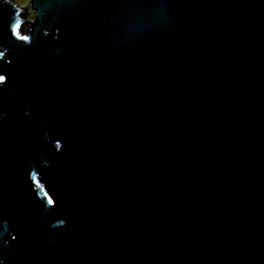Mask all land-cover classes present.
Instances as JSON below:
<instances>
[{"label": "water", "instance_id": "obj_1", "mask_svg": "<svg viewBox=\"0 0 264 264\" xmlns=\"http://www.w3.org/2000/svg\"><path fill=\"white\" fill-rule=\"evenodd\" d=\"M30 1L0 0V262L264 264V0Z\"/></svg>", "mask_w": 264, "mask_h": 264}, {"label": "rangeland", "instance_id": "obj_2", "mask_svg": "<svg viewBox=\"0 0 264 264\" xmlns=\"http://www.w3.org/2000/svg\"><path fill=\"white\" fill-rule=\"evenodd\" d=\"M20 6H26L25 12H23V17L28 21H33L35 16V9L33 8L30 0H15Z\"/></svg>", "mask_w": 264, "mask_h": 264}, {"label": "snow or ice", "instance_id": "obj_3", "mask_svg": "<svg viewBox=\"0 0 264 264\" xmlns=\"http://www.w3.org/2000/svg\"><path fill=\"white\" fill-rule=\"evenodd\" d=\"M18 34V33H17ZM23 39H29L28 37H23ZM0 55H3L2 53H0ZM6 77L5 76H2L0 75V83H3L6 81ZM49 203H53L52 199L49 197ZM0 264H2V262H0Z\"/></svg>", "mask_w": 264, "mask_h": 264}]
</instances>
